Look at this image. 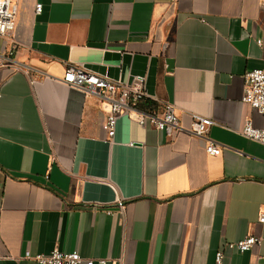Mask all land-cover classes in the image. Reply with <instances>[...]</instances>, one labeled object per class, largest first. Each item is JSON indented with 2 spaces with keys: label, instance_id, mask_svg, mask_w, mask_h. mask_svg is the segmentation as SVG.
<instances>
[{
  "label": "crops",
  "instance_id": "1",
  "mask_svg": "<svg viewBox=\"0 0 264 264\" xmlns=\"http://www.w3.org/2000/svg\"><path fill=\"white\" fill-rule=\"evenodd\" d=\"M18 66L0 68V264L78 251L106 264H264V115L243 101L264 68V0H12ZM42 5L37 12V5ZM261 40V43L258 41ZM8 47L2 39L0 51ZM69 66L177 107L174 137L63 81ZM148 109V108H147ZM215 124L221 154L186 128ZM260 245L226 247L247 236ZM81 264H87L86 261Z\"/></svg>",
  "mask_w": 264,
  "mask_h": 264
},
{
  "label": "built area",
  "instance_id": "2",
  "mask_svg": "<svg viewBox=\"0 0 264 264\" xmlns=\"http://www.w3.org/2000/svg\"><path fill=\"white\" fill-rule=\"evenodd\" d=\"M36 10L41 12L42 5H37ZM15 15L16 10L13 5L9 10L8 5L0 4V38L8 42V47L5 46L4 50L0 51V68L18 66L14 58L15 50L20 44L15 36ZM258 42L261 43V40ZM245 79L246 87L243 101L264 115V68L249 71L246 73ZM63 81L70 86L98 95L110 102L102 127L111 141L115 138L117 121L122 115L135 120L143 127L152 126L163 131L171 138L182 129L175 104L167 102L161 109L142 107L141 104L148 95L144 75H135L129 82H122L87 71L81 67L69 66ZM214 124L215 121L212 118L192 113L191 125L186 130L206 141L208 154L219 156L221 154L219 143L208 136L209 130ZM242 134L249 139L264 143V127L258 128L250 120L245 123ZM259 220L264 223V213H261ZM262 241L263 237L250 235L239 241L227 243L226 247L244 253L250 251L254 246L260 245ZM26 257L34 259L40 264H81L85 261L87 264H95L94 259H84L78 251L67 253L59 249H54L48 254L35 256L28 253ZM223 259L224 251L220 250L216 254V264H222ZM99 262L106 264L108 260L100 259Z\"/></svg>",
  "mask_w": 264,
  "mask_h": 264
},
{
  "label": "bare ground",
  "instance_id": "3",
  "mask_svg": "<svg viewBox=\"0 0 264 264\" xmlns=\"http://www.w3.org/2000/svg\"><path fill=\"white\" fill-rule=\"evenodd\" d=\"M0 4L1 5H3V4L8 5V9L10 10L11 6H12V0H0Z\"/></svg>",
  "mask_w": 264,
  "mask_h": 264
},
{
  "label": "trees",
  "instance_id": "4",
  "mask_svg": "<svg viewBox=\"0 0 264 264\" xmlns=\"http://www.w3.org/2000/svg\"><path fill=\"white\" fill-rule=\"evenodd\" d=\"M142 107H144V108H148V109H151L152 107V103L151 102H149L148 100H145L142 104Z\"/></svg>",
  "mask_w": 264,
  "mask_h": 264
},
{
  "label": "rangeland",
  "instance_id": "5",
  "mask_svg": "<svg viewBox=\"0 0 264 264\" xmlns=\"http://www.w3.org/2000/svg\"><path fill=\"white\" fill-rule=\"evenodd\" d=\"M14 1V0H13ZM12 3H14V2H12ZM1 43H2V39L0 38V46H1Z\"/></svg>",
  "mask_w": 264,
  "mask_h": 264
}]
</instances>
